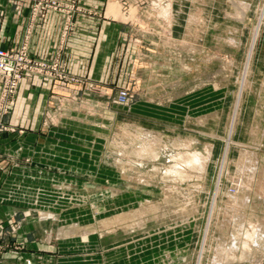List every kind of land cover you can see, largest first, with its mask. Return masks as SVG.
Returning a JSON list of instances; mask_svg holds the SVG:
<instances>
[{
	"label": "rangeland",
	"instance_id": "rangeland-1",
	"mask_svg": "<svg viewBox=\"0 0 264 264\" xmlns=\"http://www.w3.org/2000/svg\"><path fill=\"white\" fill-rule=\"evenodd\" d=\"M118 3L138 85L4 167L0 264H264V0Z\"/></svg>",
	"mask_w": 264,
	"mask_h": 264
},
{
	"label": "crops",
	"instance_id": "crops-1",
	"mask_svg": "<svg viewBox=\"0 0 264 264\" xmlns=\"http://www.w3.org/2000/svg\"><path fill=\"white\" fill-rule=\"evenodd\" d=\"M118 1L76 0L81 10L75 11L74 26L60 42L63 12L48 9L33 19L32 0H0V47L14 49L25 42L31 57L58 62L64 75L20 79L12 104L1 118L3 125L14 130L0 128V178L5 166L18 161L15 154L42 151L48 155L55 143L66 144L67 149L74 145L58 139H79L81 118L96 116L100 106L111 114L109 103L117 89L138 85L134 71L144 69L139 57L143 46L134 41ZM1 85L0 76V89ZM6 149L14 157H8Z\"/></svg>",
	"mask_w": 264,
	"mask_h": 264
},
{
	"label": "built area",
	"instance_id": "built-area-1",
	"mask_svg": "<svg viewBox=\"0 0 264 264\" xmlns=\"http://www.w3.org/2000/svg\"><path fill=\"white\" fill-rule=\"evenodd\" d=\"M31 18L40 17L45 10L51 9L64 13L61 28L60 42H63L74 26V13L81 10L76 0H33L31 5ZM45 75L53 78H63L64 75L58 62H47L31 57L27 44L24 42L14 49L0 47V76L2 85L0 89V128L13 131L12 127L3 125L1 118L8 112L19 81L24 76ZM124 96L126 91H122Z\"/></svg>",
	"mask_w": 264,
	"mask_h": 264
},
{
	"label": "bare ground",
	"instance_id": "bare-ground-1",
	"mask_svg": "<svg viewBox=\"0 0 264 264\" xmlns=\"http://www.w3.org/2000/svg\"><path fill=\"white\" fill-rule=\"evenodd\" d=\"M170 4V3H169ZM169 4H166L167 6L169 5ZM166 5L164 6V7H166ZM161 7H162V5H161ZM171 8V7H170ZM164 10H166L165 8H163ZM164 13H165V11H164ZM167 13V12H166ZM170 13V12H169ZM257 28V27H256ZM231 126V125H230ZM196 158H198L197 156H196ZM194 160V159H193ZM202 160V159H201ZM200 160V161H201ZM200 165V164H199ZM247 189V188H246ZM249 190V189H248ZM247 198V197H246ZM245 198V199H246ZM214 202V201H213ZM245 202H246V200H245ZM245 205H246V203H244ZM262 224H264V221H262L261 222ZM242 225V224H241ZM240 225V226H241ZM245 232H247V231H245ZM244 232V233H245ZM234 233V232H233ZM238 234L239 233H237L236 235L238 236ZM246 234H249V233H246ZM235 235V234H234ZM233 235V236H234ZM245 235V234H244ZM243 235V236H244ZM246 236V235H245ZM239 237V236H238ZM249 240L252 242V246L253 245H255V246H257V245H259L260 243H264V235H263V237H258L257 238V236H254V234H253V232H251V234L249 235ZM232 239H233V241H234V243H233V245L232 246H234V245H236V243H237V238H236V236H234V237H232ZM248 239V238H247ZM260 241H262V242H260ZM254 243V244H253ZM232 249H233V247H232ZM235 250L237 249V247H235L234 248ZM235 250H233L232 252L234 253V251ZM226 255H230L231 256V259H232V257H234V255H231V254H229V252H222V251H220V253H218V256H216L215 258H214V260H213V264H223L222 263V261H227V259L225 258V256ZM230 258V257H229ZM241 258V257H240ZM224 259V260H223ZM251 264H256V263H254V260L252 259L251 261ZM200 264V263H199Z\"/></svg>",
	"mask_w": 264,
	"mask_h": 264
}]
</instances>
